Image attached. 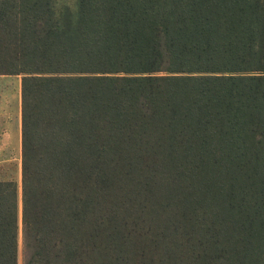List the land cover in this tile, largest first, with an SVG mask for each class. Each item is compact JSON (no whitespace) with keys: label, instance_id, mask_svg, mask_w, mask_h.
I'll list each match as a JSON object with an SVG mask.
<instances>
[{"label":"trees","instance_id":"trees-1","mask_svg":"<svg viewBox=\"0 0 264 264\" xmlns=\"http://www.w3.org/2000/svg\"><path fill=\"white\" fill-rule=\"evenodd\" d=\"M0 75L24 264H264V0H0Z\"/></svg>","mask_w":264,"mask_h":264},{"label":"rangeland","instance_id":"rangeland-1","mask_svg":"<svg viewBox=\"0 0 264 264\" xmlns=\"http://www.w3.org/2000/svg\"><path fill=\"white\" fill-rule=\"evenodd\" d=\"M70 1L74 0H61ZM21 75H0V179L19 183V264H24L21 193Z\"/></svg>","mask_w":264,"mask_h":264},{"label":"crops","instance_id":"crops-1","mask_svg":"<svg viewBox=\"0 0 264 264\" xmlns=\"http://www.w3.org/2000/svg\"><path fill=\"white\" fill-rule=\"evenodd\" d=\"M21 131V130H20ZM20 138H21V132H20Z\"/></svg>","mask_w":264,"mask_h":264}]
</instances>
